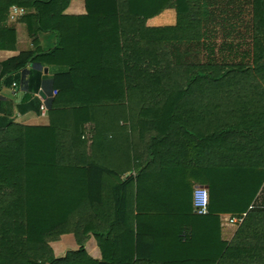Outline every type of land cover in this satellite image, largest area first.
Listing matches in <instances>:
<instances>
[{"label":"trees","instance_id":"1","mask_svg":"<svg viewBox=\"0 0 264 264\" xmlns=\"http://www.w3.org/2000/svg\"><path fill=\"white\" fill-rule=\"evenodd\" d=\"M217 1L86 0L88 15L94 2L106 4L98 14L122 18L121 71L113 54L81 48L57 79L42 75L41 64L62 48L58 19L67 29L69 0H0V49L14 48L12 6L34 10L22 21L35 47L0 62V80L28 75L21 112L39 89L47 95L45 124L0 117V264H129L119 246L129 242L133 210L148 190L165 187L163 177L182 179L173 204L190 208L192 195L181 191L187 171L207 185L208 214H245L217 264H264V203H256L264 184V0ZM167 8L174 26H146ZM39 31L58 34L55 49L40 53ZM68 31L63 40L82 45L81 29ZM78 227V249L56 257L50 244ZM90 235L101 260L85 252Z\"/></svg>","mask_w":264,"mask_h":264},{"label":"crops","instance_id":"2","mask_svg":"<svg viewBox=\"0 0 264 264\" xmlns=\"http://www.w3.org/2000/svg\"><path fill=\"white\" fill-rule=\"evenodd\" d=\"M21 3H27L34 0H18ZM46 2L48 0H41ZM215 1L216 8L218 1L209 0V4L213 7ZM197 3V1H195ZM99 5L106 8V4H90V11L92 14L88 15V7L86 0H69L63 15L69 17L67 19V29L63 26V19H58V31L61 34V50H58L49 60L43 59L41 64V74L46 77H55L77 62V55L82 51H97L99 54H113L114 71H121L122 54V18L107 17L100 15ZM20 7V6H19ZM98 7V8H97ZM24 9L22 15L10 19L8 15L7 25L13 28L14 32V48L0 49V62L19 55L20 52L27 50H34V44L30 39L27 26L22 21V17L28 13H34V10ZM10 11V10H9ZM246 20L250 18L249 11L245 12ZM196 18V17H195ZM136 20L129 22V28H126L127 35L130 38L136 37V29H133ZM176 23V16L174 9L167 8L161 14L150 18L146 21V26H174ZM128 24V23H127ZM107 25L110 26L108 30ZM76 34L81 29V34L84 35L85 41L82 45L79 43L72 46L71 41H64L66 31ZM68 31V32H69ZM218 35V34H216ZM109 37L114 38V47H108ZM194 39L201 38L200 33H193ZM116 38L118 42H116ZM217 38V37H216ZM37 48L40 53L52 51L58 45V34L53 31H39L37 33ZM80 48V50H79ZM83 53V51H82ZM196 55V51H195ZM81 63V60L79 59ZM41 63V62H40ZM95 65L101 69H112L113 67L106 65ZM32 64H29L25 70L30 69ZM108 66V67H106ZM58 79V78H57ZM116 80V79H115ZM62 82V79L60 83ZM120 82V78L118 79ZM0 117H7L13 122L25 125L45 124L47 121V109L45 106V99L47 95L43 89H39L38 93H33L31 100L23 105L26 109L21 112L18 107L22 106V99L28 86V75L22 70L4 76L0 80ZM55 90V89H54ZM44 94L41 97L39 92ZM53 94V90L51 91ZM120 98V94H115V104ZM39 101V110L36 104ZM40 105L45 107L44 111L40 110ZM187 113H185L186 115ZM189 115H197V112L188 113ZM122 124V122H120ZM85 127L93 128V123H86ZM247 133L250 131L245 130ZM90 138V134L87 135ZM254 137V134L250 135ZM90 140L88 144H90ZM260 148V147H259ZM187 157V154H185ZM186 161V160H185ZM188 166L190 161H186ZM195 165V164H191ZM186 179L182 190V196H191L196 187H205L203 184V177H197L186 172ZM194 173V172H193ZM165 187H160L153 190H148L146 193V204L142 205L140 210L134 209L131 218V225L129 226V242L119 246L120 250L125 252L124 257L129 264H217L219 261V254L224 245L234 237L238 227L229 222L232 214L220 213L218 215L198 214L194 211L193 204L190 208L180 209L175 208L173 200L180 196L175 193V187L179 185L182 179H174L163 177ZM169 183V187H168ZM264 183V181H263ZM155 189V190H154ZM208 189V188H207ZM187 196V197H188ZM160 199L163 201L161 207L153 206V199ZM189 200V199H188ZM256 203H264V184L260 189ZM128 239V237H126ZM53 253L56 257L63 256L69 250L78 249L79 245L75 240L74 234H65L56 242L50 244ZM85 252L94 260L102 259V252L97 244L96 239L90 235L84 242Z\"/></svg>","mask_w":264,"mask_h":264},{"label":"built area","instance_id":"3","mask_svg":"<svg viewBox=\"0 0 264 264\" xmlns=\"http://www.w3.org/2000/svg\"><path fill=\"white\" fill-rule=\"evenodd\" d=\"M24 13V9L19 6H12L9 11V18L14 19L18 15H22ZM56 94V90H53V95ZM40 110L44 111L45 107L40 105ZM192 204L194 211L198 214H206L208 211L209 204V193L208 189L205 187H196L193 191L192 195ZM245 214L241 216H231L229 218V222L236 227H238L243 221Z\"/></svg>","mask_w":264,"mask_h":264},{"label":"rangeland","instance_id":"4","mask_svg":"<svg viewBox=\"0 0 264 264\" xmlns=\"http://www.w3.org/2000/svg\"><path fill=\"white\" fill-rule=\"evenodd\" d=\"M73 234H74L76 242L78 243V245H80V243L83 241V238H84L80 227H78L77 232Z\"/></svg>","mask_w":264,"mask_h":264},{"label":"water","instance_id":"5","mask_svg":"<svg viewBox=\"0 0 264 264\" xmlns=\"http://www.w3.org/2000/svg\"><path fill=\"white\" fill-rule=\"evenodd\" d=\"M39 94L41 97H44V94L41 91L39 92Z\"/></svg>","mask_w":264,"mask_h":264}]
</instances>
